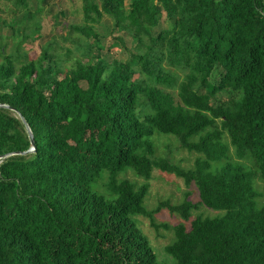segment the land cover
Masks as SVG:
<instances>
[{"label":"trees","instance_id":"16d2710c","mask_svg":"<svg viewBox=\"0 0 264 264\" xmlns=\"http://www.w3.org/2000/svg\"><path fill=\"white\" fill-rule=\"evenodd\" d=\"M7 1L21 16L1 22L19 36L9 51L0 41V264H264L254 186L264 182V0H82L69 31L87 59L61 78L51 43L35 59L19 49L40 29L19 26L35 9ZM104 17L108 33L129 36L127 59L94 52ZM155 131L201 156L187 168L155 156ZM230 146L253 168L231 160ZM127 169L144 182L118 178ZM155 169L193 184L199 201L186 193L147 209ZM199 205L223 213L195 215L189 229L154 221L162 208L187 221ZM135 215L172 230V261L157 259Z\"/></svg>","mask_w":264,"mask_h":264},{"label":"rangeland","instance_id":"374dc122","mask_svg":"<svg viewBox=\"0 0 264 264\" xmlns=\"http://www.w3.org/2000/svg\"><path fill=\"white\" fill-rule=\"evenodd\" d=\"M28 6L31 9H35V16L33 20H27L23 24L19 25L20 28H26L25 33L29 34L32 26L37 22L40 29L37 34L30 35V38L19 45L20 51H26L31 59H35L40 52V46L46 42L51 43L54 51L60 54V61L55 63V70L57 77L61 78L63 72L67 68L75 66L76 61H84L87 57L81 55V50L75 49L78 41L84 39V37L75 32L69 31V26L78 24L82 21V0H27ZM21 10V9H17ZM15 11L11 1L0 0V41L6 42V49L11 50L12 42L17 38L11 36V30L8 26H4L1 22L11 24V19H20L21 11ZM162 16L160 25L156 27L159 29L167 25V21ZM23 20V19H22ZM111 20L104 17L101 24H96L95 31L100 35V50L93 49L94 52L101 53V57L111 61L112 59L124 60L129 57V51L132 49V44L129 36L124 32H118L114 30L112 33H108V29L105 26L110 27ZM18 26V28H19ZM124 35L125 42L120 43L116 38L117 35ZM32 36V37H31ZM92 41V38L89 39ZM118 41V42H117ZM69 51V53H68ZM1 60V56H0ZM137 75H135L136 77ZM216 78V76H215ZM219 99L225 100L228 98V93H219ZM153 142L156 152L155 156L166 157L171 161L178 163L182 167H191L195 157L201 156L196 152H187L179 147L177 138L171 134H164L155 131L150 137ZM224 140L228 142V138L224 137ZM230 159L237 162H242L247 168L252 169V160L246 156L245 158H238L233 148L230 146ZM107 172L100 173L98 181L94 184V188L101 192L104 190L103 184L107 180ZM118 178L129 179L130 181H136L138 184L144 182V180L132 173L130 169H127L124 173H120ZM148 190L144 197L145 207L147 209H153L159 201L169 200L173 204L182 202L186 193L188 198L196 203L199 201V196L196 187L193 184L185 185L183 180L172 174L163 172L159 169L152 171V176L148 180ZM254 186L259 193L256 202L259 207L264 205V182L257 176L254 179ZM223 212L219 210H213L199 205L196 210L192 211V215L189 220L183 221L176 213L169 212L166 208H162L159 212L154 214V221L156 223H167L171 226L183 222L187 229H189V221L194 218L195 215L202 216H216L221 215ZM137 226L147 236L154 252L157 255V259L160 262H170L171 257L166 254L164 248L169 244L173 238V232L171 229H165L159 227L154 229L148 220V218L140 215L133 216Z\"/></svg>","mask_w":264,"mask_h":264},{"label":"water","instance_id":"95a60500","mask_svg":"<svg viewBox=\"0 0 264 264\" xmlns=\"http://www.w3.org/2000/svg\"><path fill=\"white\" fill-rule=\"evenodd\" d=\"M27 131H28V134H29V137H30L31 144H33L32 134H31V132H30L29 129H28ZM33 149H34V148H33ZM33 149H32V150H33Z\"/></svg>","mask_w":264,"mask_h":264}]
</instances>
